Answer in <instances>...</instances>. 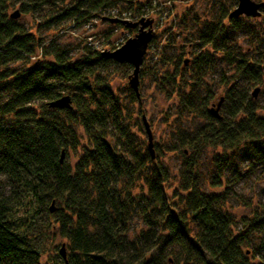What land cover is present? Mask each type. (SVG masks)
<instances>
[{"label":"trees","instance_id":"obj_1","mask_svg":"<svg viewBox=\"0 0 264 264\" xmlns=\"http://www.w3.org/2000/svg\"><path fill=\"white\" fill-rule=\"evenodd\" d=\"M19 2L0 0V264H40L41 253L32 237L38 221L66 242L65 259L59 255L50 264H263L247 255L244 247L245 232L264 220L254 219L243 233L235 234L219 196L206 194L197 179L204 148L219 150L220 158L246 146L264 163V110L248 94L249 88L264 83L262 61L227 53L246 86L230 87L222 117L207 110L209 97L201 99L190 90L177 94V114L203 123L190 132H175L169 151L179 155L180 170L168 195L169 174L153 164L148 153L135 151L129 131L116 121L120 104L108 79L95 73L96 64L115 61L95 54L94 59L72 62L67 50L52 43L42 49L40 40L8 14ZM32 2L21 8L32 11L41 3ZM118 2L128 8L138 4V0H70L57 20L100 18L104 8ZM234 4L231 0L222 5L217 21L197 31L199 49L219 51L223 20L233 27L238 23L228 17ZM38 49L51 62L27 67ZM206 57V52L197 55L196 61H201L197 70ZM177 77L174 73L167 78L176 83ZM63 96L70 97V109L47 106ZM109 120L115 135L108 132ZM107 139H115V144ZM78 147L80 153L71 166L63 156ZM136 182L144 186V194H132ZM49 203L57 204L51 212ZM133 214L143 229L127 240Z\"/></svg>","mask_w":264,"mask_h":264},{"label":"rangeland","instance_id":"obj_2","mask_svg":"<svg viewBox=\"0 0 264 264\" xmlns=\"http://www.w3.org/2000/svg\"><path fill=\"white\" fill-rule=\"evenodd\" d=\"M40 1V5L32 11H25L27 7L24 10L21 4L33 2L20 0L9 8L8 14L17 13L14 20L40 40L42 49L52 43L59 49L67 50L72 62L87 57L94 59L95 54H101L102 51L110 52L115 39L121 36L132 38L137 33L136 28H123L116 23L99 21L95 15L83 22L74 18L57 20L62 8L69 7L70 0ZM146 1L138 0V4L130 8L122 2L114 4L113 7L138 15L142 13V3H147ZM163 1H169L173 10L164 21L159 23L153 20L152 38L142 57L137 75V90L133 91L128 85V78L132 74L129 64L114 62L102 67L96 64L95 73L108 79V86L120 104L116 121L129 131V139L135 151L140 155H152L150 160L153 164H160L169 174L170 180L166 189L170 195L176 187L175 180L180 170L179 155L169 151L171 143H175V132H190L203 123L195 117L177 114V94L190 90L201 99L209 97L207 110L213 116L224 115L230 87L240 90L246 86V81L235 74L234 63H231L227 53H242L253 57V60H261L264 71V0H252L263 4L258 9L260 14L256 18L240 16L237 18L236 27L223 20L225 34L218 42L219 51L208 47L199 49L196 45V33L207 23H215L220 7L231 4V0ZM234 1L232 10L237 4ZM42 49H38L28 60L27 67L37 66L42 61L51 62V57L43 56ZM224 51L227 52L224 54ZM204 52L207 54L206 62L197 70L196 65L201 63L200 60L196 61L197 55ZM174 73H178L180 77L176 78V83L167 78ZM254 88H258L255 98L264 110V83L249 88V95ZM259 114L262 115V112ZM144 122L149 131L150 142ZM114 126L109 120L110 135H115ZM78 135L80 144H84L80 129ZM107 141L115 144V139ZM119 147L116 146V149ZM79 153L80 147L76 151H68L63 160L72 166ZM216 154L219 155L220 151L213 148H204L200 153L198 184L206 194L219 196L222 209L233 220V232L241 234L254 219L264 220V163L246 146L220 158ZM136 184L132 194H144V186L138 182ZM48 206L52 209L57 204L49 203ZM253 225V228L245 232L244 249L249 252L247 255L254 257V261L264 264V221L263 224ZM142 229L140 218L133 214L126 239L131 240ZM32 237L41 253L40 264L57 261L61 246L65 255L68 254L66 242L46 228L43 221L37 222Z\"/></svg>","mask_w":264,"mask_h":264},{"label":"water","instance_id":"obj_3","mask_svg":"<svg viewBox=\"0 0 264 264\" xmlns=\"http://www.w3.org/2000/svg\"><path fill=\"white\" fill-rule=\"evenodd\" d=\"M236 1L237 4L235 8L229 13L228 16L229 18L236 19L240 16L256 18L259 16L260 13L258 9H260L263 6L262 3H255L252 0H236ZM10 17L11 18L17 17V13L11 14ZM109 22L118 23L119 21L116 19H111L109 20ZM119 23L124 25L125 28H129V29L137 28V33L132 38L126 40L125 43L119 48L111 52L104 51L101 53V56L111 59L119 64H129L132 67V74L128 78V85L133 91H136L137 82H138L137 75L139 72V67L142 62V57L145 54L146 48L149 45V42L151 41L152 38V30H151L152 20L140 19L136 23H122V22ZM257 91L258 88L253 89L251 94L252 98L256 97ZM219 103L220 101L218 102L217 105H219ZM47 106L49 108H55V109H70L72 107L69 96H63L54 101H51L47 104ZM144 127L148 135L147 136L148 142H150L149 131L145 122H144ZM61 157H62V153H61ZM49 211L51 212L52 209L50 208ZM59 255L62 257V259H65L63 246H61L59 250Z\"/></svg>","mask_w":264,"mask_h":264},{"label":"built area","instance_id":"obj_4","mask_svg":"<svg viewBox=\"0 0 264 264\" xmlns=\"http://www.w3.org/2000/svg\"><path fill=\"white\" fill-rule=\"evenodd\" d=\"M146 2L147 3L142 4V13L138 15H135L130 11H120L118 7H108V8H104L99 13L100 18H98V20L109 21L111 19H116L122 23H136L140 19H143V20H152V23L153 20H156L160 23L164 21L172 13L173 8H171L169 1L164 2L163 0H147ZM119 22L116 24L125 28ZM128 39L129 36H121L115 39L111 47L112 51L122 46L125 43V41Z\"/></svg>","mask_w":264,"mask_h":264}]
</instances>
